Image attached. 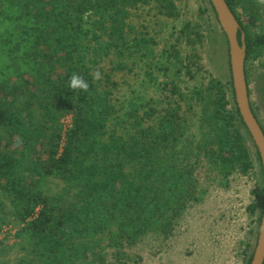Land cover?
I'll return each mask as SVG.
<instances>
[{
    "label": "trees",
    "instance_id": "obj_1",
    "mask_svg": "<svg viewBox=\"0 0 264 264\" xmlns=\"http://www.w3.org/2000/svg\"><path fill=\"white\" fill-rule=\"evenodd\" d=\"M226 2L245 34L249 87L247 61L264 49V33L251 36L237 13L240 0ZM153 3L169 17L178 14L173 0H0L12 20V28L0 31V48L8 42V57L16 55L24 64L0 80V229L5 199L21 223L23 255L13 264H124L119 257L126 249L150 233L172 236L189 207L202 200L196 175L201 163L189 155L182 106H170L155 119L150 100L145 105L132 92L121 115L112 98L117 84L98 69L109 54L153 58L151 39L131 38L128 31L131 10ZM165 52L164 68L179 74V51ZM124 62L119 68L128 67ZM97 70L101 79L93 80ZM72 73L89 83L87 93L68 87ZM146 75L155 80L151 70ZM259 80L264 100V73ZM176 93L184 96L175 85ZM230 93L232 109L226 87L210 79L190 98L202 104L204 116L195 155L205 152L222 180L248 173L255 159L261 163L232 79ZM251 108L257 118L252 103ZM66 116L72 117L68 126ZM112 120L119 126L111 130ZM17 140L23 141L19 147ZM55 181L63 186L53 193ZM106 248L118 256L115 263L99 255Z\"/></svg>",
    "mask_w": 264,
    "mask_h": 264
},
{
    "label": "rangeland",
    "instance_id": "obj_2",
    "mask_svg": "<svg viewBox=\"0 0 264 264\" xmlns=\"http://www.w3.org/2000/svg\"><path fill=\"white\" fill-rule=\"evenodd\" d=\"M173 2L178 11L174 17L161 13L156 3L139 6L130 12L129 37L151 39L153 58H145L140 53L133 58H117L109 54L104 56L98 69L109 74L117 84L112 98L121 115L132 92L143 96L145 105L150 100L149 104L157 110L155 119L170 106H182L181 113L187 121L186 131L191 136L189 155L192 160L197 158L201 163L196 175L202 200L189 207L172 236L166 238L150 233L135 246L126 249L119 258L124 264H248L257 245L264 210L262 165L255 159L253 169L248 173L235 172L222 180L208 163L206 153L201 149L197 155L194 152V146L203 138L204 116L202 104L190 100L192 91L215 79L228 90V108L234 107V98L230 93L232 75L228 39L213 13L208 11L207 0ZM2 11L0 7V31L4 35V25L11 27L12 20L8 19L7 9ZM237 13L251 36L264 33V4H258L257 0H240ZM87 20L90 25V18ZM0 41L2 43L1 37ZM172 47L179 51L182 59V65H178L179 74L176 68L171 71V68H164L165 51H170ZM152 59L155 60L150 69ZM121 60L128 67L119 68ZM23 67L22 60L16 55L8 57V42L7 46L0 48V80ZM246 68L250 101L264 128V100L259 89V76L264 73V49L253 53ZM150 70L155 80L149 82L146 74ZM175 85L183 97L174 94ZM71 118L66 116L63 124L70 125ZM145 121L152 123L147 118ZM118 126L116 121L110 122L111 130ZM246 137L252 146L250 138ZM62 186L61 182L55 181L50 190L56 193ZM5 200L7 213L0 229V264H13L23 255L17 238L21 223L12 215L8 199ZM99 255L109 262H114L117 256L108 248Z\"/></svg>",
    "mask_w": 264,
    "mask_h": 264
},
{
    "label": "water",
    "instance_id": "obj_3",
    "mask_svg": "<svg viewBox=\"0 0 264 264\" xmlns=\"http://www.w3.org/2000/svg\"><path fill=\"white\" fill-rule=\"evenodd\" d=\"M210 1L215 9L218 21L226 34L229 43L230 67L235 102L242 120L258 150L264 174V130L251 108L245 69L247 54L245 34L242 32L241 26L236 16L229 8L226 0ZM239 32H241L240 40ZM249 264H264V210L261 218L257 245Z\"/></svg>",
    "mask_w": 264,
    "mask_h": 264
},
{
    "label": "clouds",
    "instance_id": "obj_4",
    "mask_svg": "<svg viewBox=\"0 0 264 264\" xmlns=\"http://www.w3.org/2000/svg\"><path fill=\"white\" fill-rule=\"evenodd\" d=\"M258 4H264V0H257ZM93 80H100L101 74L97 70L92 75ZM68 87L72 90H80L81 92L87 93L89 89V83L80 75L76 73H72L70 76ZM23 143L22 140H17L15 143V147H19Z\"/></svg>",
    "mask_w": 264,
    "mask_h": 264
},
{
    "label": "built area",
    "instance_id": "obj_5",
    "mask_svg": "<svg viewBox=\"0 0 264 264\" xmlns=\"http://www.w3.org/2000/svg\"><path fill=\"white\" fill-rule=\"evenodd\" d=\"M0 236H1V233H0ZM0 239H2V238L0 237Z\"/></svg>",
    "mask_w": 264,
    "mask_h": 264
}]
</instances>
